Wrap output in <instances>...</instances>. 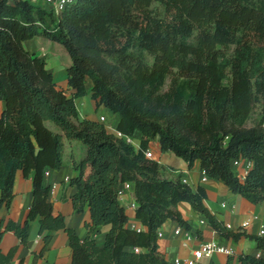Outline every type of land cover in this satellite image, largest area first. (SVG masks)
Here are the masks:
<instances>
[{"label": "trees", "instance_id": "1", "mask_svg": "<svg viewBox=\"0 0 264 264\" xmlns=\"http://www.w3.org/2000/svg\"><path fill=\"white\" fill-rule=\"evenodd\" d=\"M38 36L68 54L71 94L58 87L46 61L24 47ZM88 81L96 108L118 114L121 135L141 133L138 149L99 120L79 117L75 98L87 94ZM0 100V206L11 205L16 172H33L24 222L4 226L20 244L38 219L40 235L67 234L69 264H173L159 250L157 232L168 219L189 228L177 207L186 202L220 236L248 237L264 248L260 237L229 230L212 214L202 187L194 191L167 177L164 165L144 155L155 139L161 152L188 166L198 160L208 177L233 194L264 201V0H74L59 15L27 0H0ZM255 108L258 118L251 122ZM64 139L84 148L69 180L76 189L74 210L90 212L83 239L54 213L50 187L43 183L46 169L64 163ZM242 159L252 167L240 180L231 162ZM126 181L134 183L135 217L146 230L126 227L128 216L117 198ZM100 226L108 227L102 246L94 238ZM51 238L43 235L35 257L48 250ZM15 250L0 249V264H10ZM239 262L264 259L241 255Z\"/></svg>", "mask_w": 264, "mask_h": 264}, {"label": "crops", "instance_id": "2", "mask_svg": "<svg viewBox=\"0 0 264 264\" xmlns=\"http://www.w3.org/2000/svg\"><path fill=\"white\" fill-rule=\"evenodd\" d=\"M43 37H34L23 42L24 47L31 53H35L46 61V66L54 76V80L59 88L71 94L68 90L66 67L69 65L64 60V55L59 56L58 45ZM51 44V45H50ZM91 83H86L87 94L75 98V104L80 118H87L98 121L100 115L107 119L104 124L108 133L117 135L116 124L119 120L118 114L113 113L104 106L96 108L94 100L90 95ZM4 108V102L0 100V113ZM98 110V111H97ZM141 133L135 132L130 137L131 144L138 149L140 145ZM148 148L153 151L154 159L165 166V175L171 179H184L186 184L196 190L202 187L206 192L204 205L214 214L229 230H243L250 235L257 236L260 225H264V201L252 203L241 195L233 194L223 181L208 177L201 169L198 160L191 166L175 156L172 152H161L157 140H151ZM84 154V148L75 140L64 139L63 165L57 169H46L43 174V183L50 187L48 200L51 202L54 213H61L67 226L74 228L77 235L83 239L87 234L86 223H90V212L85 208L82 212H76L72 206L71 196L75 192V187L69 185V180L77 173L74 169L73 161H78ZM252 162L242 159L238 166L232 167L236 176L243 180L247 171L251 169ZM32 177L30 172L28 177H24L21 170L15 174L13 192L14 197L11 205L7 208L0 206V232H3L0 239V249L7 253L12 246L16 250L10 264H69L71 261V250L68 236L63 230L44 231L39 234L38 219L33 220L28 225V238L26 244H20L12 231H5L4 226L8 220L17 224H22L26 218L32 200ZM124 207L128 216L127 228L135 230H146L139 219L135 217L137 203L134 199V183L131 182V189L123 196V200H118ZM178 210L189 228L180 225L176 220L168 219L162 223L158 231H162V236L157 238L158 248L163 253L166 260L173 263L174 259L179 260V264H186V260L193 257V251L199 247L203 241H213L230 251L214 252L211 256L203 258L199 263L212 261L214 264H240L241 255H252L264 259V248H258L256 241L248 237H240L238 240L224 238L220 236L212 227L203 221V217L194 211L186 202H179ZM244 222H249L247 228H242ZM180 228V234H175L174 230ZM107 226H100L94 234L97 245L102 246ZM195 232L198 233L195 234ZM52 234L48 244V250L43 255L35 257L43 245V235ZM248 264V263H247Z\"/></svg>", "mask_w": 264, "mask_h": 264}, {"label": "built area", "instance_id": "3", "mask_svg": "<svg viewBox=\"0 0 264 264\" xmlns=\"http://www.w3.org/2000/svg\"><path fill=\"white\" fill-rule=\"evenodd\" d=\"M31 3L34 4H38L42 7H45L47 9H51L53 10L56 14H61L62 11H64V9H66V7L71 4L74 0H27ZM100 122L105 123L106 122V118L104 115H100L99 119ZM117 137H123L127 142L131 143V139L130 136H125V135H121L118 131H117ZM144 155L146 158H154L153 155V151L151 148H147L146 150H144ZM240 163V160H233L231 162V166L235 167L238 166ZM182 182H186L184 179L181 180ZM131 189V182L130 181H126L123 182L118 190H117V198L118 200H123V196L127 193V191H129ZM249 225V222H244L242 223L241 227L242 228H247ZM181 229L180 228H176L174 230L175 234H180ZM258 237H260L261 239L264 240V225H260L256 234ZM162 236V231H158L157 232V237H161ZM214 252H224L226 254H229L230 251L222 246L217 245L215 242L213 241H203L201 242V244L199 245V247L197 249H195L193 251V257L186 260V264H199V262L206 257L211 256L212 253ZM173 264H179V260L178 259H174Z\"/></svg>", "mask_w": 264, "mask_h": 264}, {"label": "rangeland", "instance_id": "4", "mask_svg": "<svg viewBox=\"0 0 264 264\" xmlns=\"http://www.w3.org/2000/svg\"><path fill=\"white\" fill-rule=\"evenodd\" d=\"M155 7H156L157 11H159V12L162 11V9H161L160 7H158V5L154 4V8H155ZM50 43L52 44L53 42L50 41ZM55 43H56L55 45H58V47H59V51H58L59 56H61V54H63V55H64L63 58H64L65 62H67L68 64H70V58H69L68 54L65 52V50L63 49L62 45L59 44L58 42H55ZM51 44H50V45H51ZM147 60H148V62L150 63L152 59L147 55ZM170 81H171V78L168 77V78L166 79L165 83H164L163 90H167ZM97 111H98V110H97ZM257 113H258V108H255V110L253 111V115H252V120H251V122H255V120L258 118V114H257ZM75 142H78V143H80V145H82L81 142L78 141V140H75ZM82 146H83V145H82Z\"/></svg>", "mask_w": 264, "mask_h": 264}]
</instances>
